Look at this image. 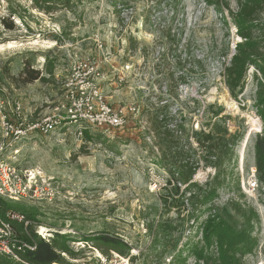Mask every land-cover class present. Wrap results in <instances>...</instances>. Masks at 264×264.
<instances>
[{"label":"rangeland","instance_id":"374dc122","mask_svg":"<svg viewBox=\"0 0 264 264\" xmlns=\"http://www.w3.org/2000/svg\"><path fill=\"white\" fill-rule=\"evenodd\" d=\"M225 5L232 13L237 10L236 0H51L43 6L49 10L35 8L32 0H0L2 113L9 114L14 102L31 121L60 113L70 64L91 59L106 101L123 110L127 121L110 134L86 130L78 135L76 129L63 128L19 146L21 168L37 181L33 190L46 193L31 202L5 204L30 214L36 235L40 227L70 225L83 241L102 233L120 239L128 251L114 253L130 257V264H195L207 217L219 215L239 233L248 230L235 212L240 209L258 217L250 234L256 247L240 264H264V187L248 188L256 175L254 141L263 127L255 101L264 77L249 66L236 98L225 86L223 69L241 42ZM10 10L16 14L10 16ZM32 72L42 80L24 83ZM164 106L170 128L178 131V151L188 143L183 159L196 167L190 195L215 187L213 200L194 214L189 194H181L185 186L164 188L169 176L150 113ZM252 120L261 130L247 139ZM207 134L224 138L218 142L223 154L217 167L204 158ZM168 205L186 210L167 212ZM54 239L68 245L66 236ZM62 253L68 257L65 264L81 258L70 250Z\"/></svg>","mask_w":264,"mask_h":264},{"label":"trees","instance_id":"16d2710c","mask_svg":"<svg viewBox=\"0 0 264 264\" xmlns=\"http://www.w3.org/2000/svg\"><path fill=\"white\" fill-rule=\"evenodd\" d=\"M50 1L51 0H32L35 8L41 10H49L44 9L43 6ZM175 2L179 3L180 0H175ZM236 3L237 10L234 13L229 11L228 5H225V8L236 28V35L240 38L241 42L235 46L236 53L231 57L228 66L223 69L222 73L225 86L233 98H236L237 90L238 94L242 93L245 85V75L249 66H252L264 77V53L260 51V47L264 46V0H236ZM121 6H123V4ZM14 14L16 13L10 10V16ZM8 20L9 19H3V24L7 29H12L11 22ZM7 21L10 22V25H6ZM26 72L27 71H25V74ZM35 80L42 79H39V74L37 72H32V74L24 80V83H31ZM255 102L257 114H259L263 122V127L254 141V167L257 182L260 186L264 187V87L262 85H260V90L257 91ZM153 110L154 111L150 113L153 117L157 147L159 149L161 163L169 176L164 188H167L172 183L185 186L181 194H189L188 198L192 201L190 207L193 212L192 214H194L199 210V207L213 200L214 197L211 196L214 194L215 187L210 186L208 190L204 192L202 188H200L197 194L190 195L193 187H196L194 183H190L196 172V167H190L187 163L188 161L183 159L184 154H188L189 152V144L183 142L181 150L178 151L177 147L181 145L180 138L177 137L178 131L170 128V120L166 113L167 106ZM220 140L224 141V138L221 137L215 140L210 134L205 135L203 138V142L206 144L204 147V158L207 162L213 164L214 167L219 165V156L223 154L218 147V142ZM225 144L228 145L230 143L227 142ZM211 160H213L214 163H212ZM176 190V193H178L179 187ZM162 204L165 206L166 200H164ZM12 209V207L4 202H0V217H4L5 212ZM171 210H175L180 214L182 210L185 211L186 209L183 205H168L166 211L169 212ZM13 211L16 212V210ZM235 212L246 220L248 230L236 233L219 215L211 214L207 217L202 230L203 247L195 251L194 254L195 264H240L241 259L245 255L252 253L253 249L256 247V240L250 236L252 231L251 223H257L258 217L253 211H251V217L240 211V209H235ZM23 213L28 221L33 220L30 214ZM12 226L17 238L24 242L34 244L35 246L33 251L27 252L24 255V259L27 263H65L64 259L56 253L57 250L62 252L69 251L63 241H52L53 243L48 244L40 239V237L32 231L30 226L24 228L22 223L17 222H12ZM160 231H162V226L159 228V232ZM84 241L95 242L100 246L107 247L111 252H117L122 255L128 251V246L123 241L104 233L87 237ZM213 250H215L214 253ZM0 264L14 263L4 258L0 259Z\"/></svg>","mask_w":264,"mask_h":264},{"label":"built area","instance_id":"2783aa9c","mask_svg":"<svg viewBox=\"0 0 264 264\" xmlns=\"http://www.w3.org/2000/svg\"><path fill=\"white\" fill-rule=\"evenodd\" d=\"M100 76L91 59H75L62 81L66 92L65 102L58 109L60 113L42 115L33 121L27 120L17 102L13 103L9 114L0 111V202H31L32 199L38 200L43 192L46 193V189L33 190V185L37 182L35 176L23 170L17 159L19 146L32 137H46L63 128L66 131L74 129V133L76 129L78 135H82L86 130L110 134L126 127L123 110L115 109L106 101L99 86ZM132 111L136 110L133 108ZM252 178L253 181L248 184L251 192L258 187L256 175ZM12 222L22 223L24 228L30 224L23 214L13 210L6 211L4 217H0V256L15 264H29L24 255L33 251L35 246L17 238ZM47 231L45 235L37 231L38 237L51 244L54 237L66 236V244L73 253L72 256L81 255L80 259L66 264H130V257L111 251L103 254L91 247V242L76 238L78 233L70 225ZM56 253L62 258H68L62 252Z\"/></svg>","mask_w":264,"mask_h":264},{"label":"bare ground","instance_id":"6f19581e","mask_svg":"<svg viewBox=\"0 0 264 264\" xmlns=\"http://www.w3.org/2000/svg\"><path fill=\"white\" fill-rule=\"evenodd\" d=\"M229 101H230V100H229ZM228 104L231 105L232 107H235V105L233 104V102L228 103ZM235 109H236V108H235ZM259 130H261V129H260L259 122L256 121V120H252V121H251V128H250V131H249V133H248L247 139H249V137L251 136L252 132H258ZM240 157L243 158V152H242V151H241V153H240ZM242 160H243V159H242ZM252 181H253V178L251 177V178H250V181H249V184H250ZM38 232L41 233V234H44V235H45V233L48 232V231L45 230L44 227H40L39 230H38Z\"/></svg>","mask_w":264,"mask_h":264}]
</instances>
